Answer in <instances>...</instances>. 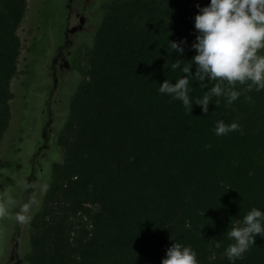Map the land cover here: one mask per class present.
Here are the masks:
<instances>
[{"label":"trees","instance_id":"trees-1","mask_svg":"<svg viewBox=\"0 0 264 264\" xmlns=\"http://www.w3.org/2000/svg\"><path fill=\"white\" fill-rule=\"evenodd\" d=\"M196 5L97 0L94 13L83 12L81 81L53 148L59 153L42 166L44 202L27 221L18 264H160L171 239L190 245L200 264H230L227 228L252 207L264 211V89L221 82L240 95L228 105L211 96L206 113L158 93L165 78L183 75L171 69L174 60L187 65L195 54ZM26 7L0 0V141ZM181 38L183 58L166 49ZM200 83L189 77L190 99L217 81ZM217 120L238 128L217 136ZM231 264H264V236Z\"/></svg>","mask_w":264,"mask_h":264},{"label":"rangeland","instance_id":"rangeland-1","mask_svg":"<svg viewBox=\"0 0 264 264\" xmlns=\"http://www.w3.org/2000/svg\"><path fill=\"white\" fill-rule=\"evenodd\" d=\"M96 1L27 0L18 28L22 45L11 82V117L0 141V203L11 201L7 215L0 216V264L21 261L29 237L27 221L44 202L48 174L42 166L59 153L53 148L81 81L77 65L85 46L78 31L84 26L83 12L94 13ZM24 205L26 219L17 221Z\"/></svg>","mask_w":264,"mask_h":264},{"label":"clouds","instance_id":"clouds-1","mask_svg":"<svg viewBox=\"0 0 264 264\" xmlns=\"http://www.w3.org/2000/svg\"><path fill=\"white\" fill-rule=\"evenodd\" d=\"M194 15V41L190 47L195 50L190 63L182 65L180 59H175L171 69L183 73L174 82L164 79L159 83L158 93L167 94L173 100H179L186 111H192L193 105H199L201 111L208 110L211 96L225 97L226 105L231 104L240 95L233 87L222 88L221 82L232 86L235 83H247L248 90L255 87L256 91L264 89V0H208ZM184 38L180 41L168 40V47L175 52L176 57L184 55ZM195 66V71L191 67ZM189 77L201 82L217 81L202 97L190 99ZM236 122H215L214 133L217 136L236 130ZM11 201L5 199L0 203V216L7 215V205ZM27 211V206H21L15 219L24 221L21 213ZM264 236V211L257 207L250 208L238 224L227 228L226 235L231 242L224 249L230 264L242 258L250 245L254 244L256 235ZM171 239V237H170ZM160 264H200L197 254L190 245L171 239Z\"/></svg>","mask_w":264,"mask_h":264}]
</instances>
